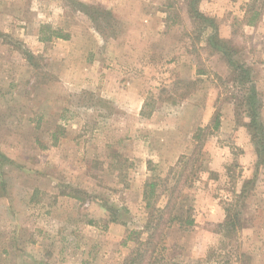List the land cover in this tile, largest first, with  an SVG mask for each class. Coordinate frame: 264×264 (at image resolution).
Instances as JSON below:
<instances>
[{
	"label": "rangeland",
	"instance_id": "obj_1",
	"mask_svg": "<svg viewBox=\"0 0 264 264\" xmlns=\"http://www.w3.org/2000/svg\"><path fill=\"white\" fill-rule=\"evenodd\" d=\"M251 3L262 8L255 25L245 23ZM1 5L18 22L0 32L3 55H17L14 71L0 61V264H264V148L237 116L241 85L226 56L208 42L216 26L252 68L264 128V0H201L215 22L202 32L185 0ZM183 155L176 171L197 169L196 224L168 228L164 247L146 250V184ZM176 177L157 187L156 206Z\"/></svg>",
	"mask_w": 264,
	"mask_h": 264
},
{
	"label": "trees",
	"instance_id": "obj_2",
	"mask_svg": "<svg viewBox=\"0 0 264 264\" xmlns=\"http://www.w3.org/2000/svg\"><path fill=\"white\" fill-rule=\"evenodd\" d=\"M188 5V13L190 17L197 21L200 24V31H205L208 26H215V22L212 18L205 15L199 10V2L201 0H185ZM262 15V8H256L254 4H248V7L245 10V23L247 25H255L258 23ZM218 30L216 26L214 27V32L209 37V44L214 46L218 51L223 53L226 58L229 66L231 67V72L233 75V81L238 82L241 85L240 95H237L238 105L244 107V109L237 111L238 114H244L245 117H248V121H245V125L250 134L253 142L258 151H262L264 148V128L262 122L260 121V113L262 108V100L258 93L255 81L252 77V68L246 62H236L234 60L233 54L236 53L233 47H229L226 42H223L218 37ZM58 38H67L66 35L61 33L55 34ZM52 36L43 38V40H50ZM220 114L217 113L214 118L213 128H220ZM196 145L190 156L189 160L198 161L203 155V145L204 141L200 134L195 136ZM2 156V154H0ZM186 158V155H183L177 162L176 166H173L169 171V176L167 178H158L157 180L151 179L146 184L145 189V198L147 200L146 207L150 210L149 219L146 222L145 230L147 232V237L144 241L139 239V232L132 231L130 237H133V240L138 241L142 244L145 249L152 248L153 251L158 250L164 247L165 243V232L168 228L173 226H178L179 228L188 229L196 224V220L193 216V206L188 204L189 190L192 187L193 182L190 181L191 175H197V169L192 170V173H185L186 164L181 171H176L177 168H180L179 165L182 163V160ZM190 162V161H189ZM186 163V162H185ZM174 174L176 177L175 184L172 187H166L165 189L169 191V198L164 206H156L153 202V197L157 196V187L160 183H163L164 186L169 180L170 174ZM177 173V174H176ZM183 179V182L180 181ZM194 180V179H193ZM162 185V184H161ZM180 185V186H179ZM186 186V187H185ZM181 198V199H180ZM180 199V200H179ZM228 223V221H227ZM136 258H131L128 264H136ZM168 264H179L175 261H169Z\"/></svg>",
	"mask_w": 264,
	"mask_h": 264
},
{
	"label": "crops",
	"instance_id": "obj_3",
	"mask_svg": "<svg viewBox=\"0 0 264 264\" xmlns=\"http://www.w3.org/2000/svg\"><path fill=\"white\" fill-rule=\"evenodd\" d=\"M6 8L7 7H4V5L0 6V32L1 33L2 32L4 33L6 31H8L11 27H14V25L17 24V22H18V19H17L16 23L13 22L16 18H14L13 15L11 14V12H9ZM26 25H28V24H26ZM15 27H16V25H15ZM30 28L31 27L28 26L27 29H26L27 33L25 32L26 34H23L21 36V39H23L25 43H27L34 36L31 33H28ZM35 38H37L38 40L40 39L38 32L35 34ZM69 39H70L69 40V44L72 43L74 46L77 45L78 38L75 37V35H73V37L69 38ZM4 45H6V44H4L3 40L2 41L0 40V61L4 62L6 64L8 70L14 71V67H15V64H16V59L15 58L17 57V55L13 53L12 49H8L10 52L6 51L8 55L4 56L3 52L7 48ZM8 48H10V47H8ZM27 65L28 64L26 63L25 66H27ZM84 67H85V71H90L89 73L88 72L85 73V75H84L85 79L88 78V76L93 77L94 75H93V73H91L92 69L87 70L88 67H89V66H87V64H85ZM140 107H141V105H140Z\"/></svg>",
	"mask_w": 264,
	"mask_h": 264
}]
</instances>
